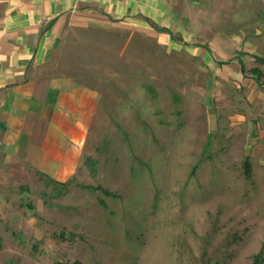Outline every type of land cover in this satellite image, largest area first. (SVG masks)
Wrapping results in <instances>:
<instances>
[{
	"label": "rangeland",
	"instance_id": "rangeland-1",
	"mask_svg": "<svg viewBox=\"0 0 264 264\" xmlns=\"http://www.w3.org/2000/svg\"><path fill=\"white\" fill-rule=\"evenodd\" d=\"M203 1L214 24L242 40L229 51L241 74L224 72L225 34L207 56L197 40L117 22L65 36L55 68L95 88L99 106L75 176L3 180L16 190L15 207L37 221L22 228L31 256L11 262L252 264L264 256V117L250 70L264 56V0Z\"/></svg>",
	"mask_w": 264,
	"mask_h": 264
},
{
	"label": "crops",
	"instance_id": "crops-1",
	"mask_svg": "<svg viewBox=\"0 0 264 264\" xmlns=\"http://www.w3.org/2000/svg\"><path fill=\"white\" fill-rule=\"evenodd\" d=\"M116 22L153 29L170 41L197 40L195 51L205 56L220 46L219 34H225L221 44L228 52L242 42L214 24L203 0H0V264L28 254L32 236L22 228L37 226L15 207L16 190L3 180L64 182L75 176L99 106L95 88L56 70L55 54L72 29ZM221 55L229 77L231 69H245L232 53ZM258 57L264 59L256 54L250 70L257 73V115L264 117V63Z\"/></svg>",
	"mask_w": 264,
	"mask_h": 264
},
{
	"label": "trees",
	"instance_id": "trees-1",
	"mask_svg": "<svg viewBox=\"0 0 264 264\" xmlns=\"http://www.w3.org/2000/svg\"><path fill=\"white\" fill-rule=\"evenodd\" d=\"M259 60H261L264 63V59L258 57ZM264 259L263 253L259 252L254 255L253 263L252 264H261Z\"/></svg>",
	"mask_w": 264,
	"mask_h": 264
}]
</instances>
